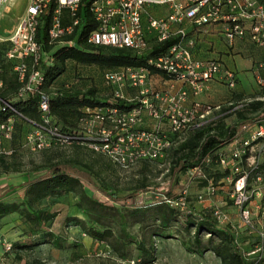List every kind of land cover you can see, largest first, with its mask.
I'll return each mask as SVG.
<instances>
[{"label": "built area", "instance_id": "2783aa9c", "mask_svg": "<svg viewBox=\"0 0 264 264\" xmlns=\"http://www.w3.org/2000/svg\"><path fill=\"white\" fill-rule=\"evenodd\" d=\"M11 0H0L2 6L8 8ZM81 0H28L27 7L12 34L0 42H7L5 57L17 61L14 71L21 86L15 99L27 97L30 93L39 95V111L43 126L31 132L27 140L34 150H42L51 146L50 141L73 142L87 141L89 148L107 155L122 154L129 151L130 155L152 157L155 154V143L158 145L164 138L159 123L166 122L170 133L180 140L187 131L204 123L206 114L212 108L200 102L187 103L190 95H199L208 89L209 84L217 78L225 80L230 88L236 86L235 72L218 59H202L197 56L196 45L203 35L209 33L213 26H219L229 47L238 43L250 42L264 48V0H92L90 11L97 22L86 40L97 46L127 47L143 52L149 46L150 39L164 41L171 37L176 41L168 50L149 64L164 71L171 78L154 76L145 67H122L108 70L104 74L106 85L114 89V96L121 99L140 102L139 107L129 112H121L117 108L107 110L86 108L90 118L85 128L64 135L58 128L51 125L49 115L50 95L43 89L45 76L41 65L48 61L37 41L38 27L44 17L49 16L50 26L48 38L50 43L75 45L73 40L62 41L63 37L74 32L79 25L77 12ZM150 5L166 6L165 15L155 16L148 11ZM68 19V23L66 20ZM26 59L30 63L25 62ZM262 65L259 64L258 68ZM258 82L263 85L264 79L257 75ZM164 84V89H156L155 81ZM154 83V84H153ZM2 82L0 81V89ZM136 92L134 97L126 95V90ZM0 108L16 112L10 102L0 99ZM155 121L153 129H143V112ZM99 125L95 130L94 126ZM11 119L0 125V143L2 138H10L12 132ZM135 142L150 145L147 150ZM170 145L168 140L163 142ZM228 152L219 155V165L227 168L231 175L232 204L238 209L241 221L249 229H254L253 214L249 202L253 193L260 194V189H250V181L263 184L264 169L260 158L264 152V123L260 120L245 121L239 124L236 134L229 144ZM153 148V149H152ZM2 152V149H0ZM136 158V156H135ZM133 158H130L132 161ZM209 159H205V162ZM170 165V164H169ZM255 171V172H254ZM254 172V178L251 173ZM189 182L203 174V165L194 166L186 172ZM187 187L183 188L176 199H165L172 205L188 207ZM215 185L210 182L199 195H213ZM264 197V192L263 195ZM212 215L220 224L226 223L227 215L219 210H211ZM264 215V212H261ZM258 241L247 253L260 260L264 256V226L257 230Z\"/></svg>", "mask_w": 264, "mask_h": 264}, {"label": "trees", "instance_id": "16d2710c", "mask_svg": "<svg viewBox=\"0 0 264 264\" xmlns=\"http://www.w3.org/2000/svg\"><path fill=\"white\" fill-rule=\"evenodd\" d=\"M91 1L81 0L77 12V17L80 20L79 25L75 27L72 34L62 39V41L73 40L75 45L49 42V16L44 17L37 31V41L43 54L48 57V61L42 63L41 68L45 76L43 89L50 95V124L57 127L59 132L64 135H72L73 132L82 130V126L90 118V114L85 111L86 108L100 110L117 108L121 112H129L140 105L136 99L128 100L115 97L113 88L111 97L102 99L97 95V88L94 86L82 89L74 85L58 83L59 78L66 72L68 63L73 62L84 66L94 65L104 70V74L108 70H116L122 67H145L154 76L165 79L171 78L164 71L150 65L148 61L166 52L176 41L174 37L164 41L151 38L148 48L140 53L127 47L97 46L88 43L87 34L97 26V22L90 11ZM68 22L70 21L67 19L66 23ZM220 37L223 38V35L220 34ZM205 42L210 41L205 40L197 43V56L202 59L211 58L223 62L220 58L221 55L212 58L202 52L201 48L204 46V50L207 51L214 48L213 45H207ZM4 44L5 46H3ZM0 46H3L4 57V61L0 63V81L2 82L0 99L10 102L16 110L13 112L9 109L0 108V125L11 119L13 127L14 119H18L29 127L26 131L27 138L36 128L44 125L39 111V95L30 93L25 98L15 99L21 86L14 71L17 61L8 60L5 57L7 42H0ZM25 62L30 63V60L26 59ZM237 84L238 77L236 75V86ZM236 86L231 89H235ZM240 96L241 93H237L234 98ZM241 111L243 108L233 111H230L229 108H223L211 119L191 127L184 139L180 140L173 150L168 168L169 173L174 176L177 173H186L188 169L201 163L203 171L215 163L219 165V155L222 152H228L226 148L232 142L239 124L251 120L243 117L236 122L226 123V119L233 114L241 116ZM12 138L13 128L11 138L3 137L0 143V149H2L0 152V170L4 173L23 171L20 164L9 162V156L5 155V142ZM50 143L52 145L58 142L51 140ZM84 144L87 145V141ZM87 147L91 152L103 155V153L89 148L88 145ZM207 158L209 161L205 162ZM261 168L264 169V164L261 165ZM40 170H43L42 173L39 172ZM254 172L251 173V178H254ZM96 175L90 164L73 157L59 159L54 156H45L43 162L35 165L34 172H28L26 179L19 185L23 190L21 200H6L10 190H16L15 186L6 191H2L3 189L0 188V220L7 215L17 213L31 228L33 235H38V239L31 245L51 244L55 248L62 249L64 246L61 237L51 231L56 212L41 208L39 204L42 200L62 197L73 192L78 197L76 206L86 217V219L73 217L71 219L73 224L79 226L92 239L105 243L112 254L118 258L127 257L131 243L136 244L142 252L149 253L145 244L149 243L152 246L154 237L170 238L176 236L187 251L200 256L206 251H211L219 258L221 264H258L264 261V256L260 260L254 256L247 257L246 254L255 247L257 242L250 251L242 252L231 225L228 223L220 224L212 215L211 210L198 211L189 205L182 208L163 200L141 207L107 205L92 194L89 186L100 191L110 201L116 202L121 198L117 192H112L108 187H99L95 181ZM222 176L217 175L215 180ZM205 180L209 181L207 178ZM147 189V185L142 184L134 190L133 195ZM134 224H138V229L141 232L140 238L129 229ZM206 235L208 236L205 239ZM16 246L25 248L30 244ZM153 260L151 257L149 262Z\"/></svg>", "mask_w": 264, "mask_h": 264}, {"label": "rangeland", "instance_id": "374dc122", "mask_svg": "<svg viewBox=\"0 0 264 264\" xmlns=\"http://www.w3.org/2000/svg\"><path fill=\"white\" fill-rule=\"evenodd\" d=\"M27 4L28 0H11L8 3V8L1 7L0 36L7 38L12 34ZM167 9L166 6L162 5L148 6V11L155 16L165 15ZM199 41L204 42L203 38ZM210 43L208 42V44ZM238 44L229 47L226 41L221 39L223 49L231 50L234 48V51L231 52L235 56L233 59L241 64L242 69H250V66L253 65L258 68L261 64L262 67L258 68L257 75L264 79V48L255 46L250 42ZM2 47L0 48V63L4 61ZM213 49L218 50V47ZM220 58L226 67L230 68L229 59L223 58L222 55ZM257 75H251L247 90L241 91V96L236 98H233V92L225 80L217 79V88L202 93L206 100L201 104L204 107L210 106L212 108L206 114L204 121L217 115L223 108H229L230 111L243 108V111L240 112L241 116L233 114L226 119V123L236 122L243 117L251 119L249 121L262 120L264 123V83L262 85L258 82ZM57 82L74 85L82 89L94 86L97 88V95L102 99H108L112 93V88L104 82V70L94 65L84 66L73 62L68 63L66 72ZM155 82L156 84H153L156 89L165 88L161 81L156 80ZM126 94L131 97L135 96L136 92L127 89ZM136 101L138 100L136 99ZM142 116L144 118L142 128L153 129L155 121L146 111L143 112ZM13 124V138L5 142L4 151L5 155L9 156L8 161L20 164L23 171L4 173L0 170V184L2 185L0 188L16 187V190H10L6 197L8 201L21 200L23 190L19 185L26 179L28 172H34L35 165L43 162L45 156H54L59 159L73 157L93 167L95 174H97L95 181L99 187L106 186L112 192L118 193L121 200L113 202L100 191L89 186L92 194L107 205L141 207L150 203L155 204L162 200L166 201L167 198L176 199L180 196L183 188L187 187V201L191 208L198 211L219 209L227 215L228 219L224 225L227 223L231 225L242 252L250 251L258 241L257 230L264 226V215L261 214L262 209H264L263 184L250 181V189H260V194L253 193L249 202L254 223V229H249L242 223L238 209L232 204L230 198L232 175L227 168L214 162L213 166L203 171L205 178L209 181H206L203 176H199L189 182L186 173H177L175 176L169 173L168 168L173 150L181 138L170 133L169 125L166 122L159 123L164 138L159 145L154 144L157 148H154L155 154L150 151L152 157L135 155V153L131 156L130 150L122 154H113L114 157L104 153L99 155L91 152L81 140L53 143L51 146L37 151L32 148L26 138L28 125L18 119H14ZM84 126L85 124L82 126V130L85 128ZM94 129L98 130L99 125H95ZM165 140H168L170 145L163 144ZM138 143L140 142H135L134 146L135 144L137 146ZM138 146L146 150L150 148V145L143 142ZM230 147L228 146L226 149L229 150ZM131 157L133 158L132 161H130ZM260 163L261 165L264 164V152L261 155ZM42 171L39 172L42 173ZM217 175L223 176L215 180ZM210 182L215 185L214 194L199 199V195ZM142 184H146L148 189L133 195L134 190ZM129 195L133 196L128 197ZM77 201V195L70 192L62 197L42 200L39 204L41 208L56 212L51 231L61 237L64 246L62 249L55 248L51 244L31 245L38 239V235H33L31 228L17 213L2 218L0 220V264H221L219 258L211 251H206L202 256L187 251L176 236L170 238L154 237L152 246L149 243L145 244L149 253L142 252L136 244L131 243L127 257L118 258L112 254L105 243L92 239L79 226L73 224V220H71L73 217L86 219L76 206ZM129 229L138 238L141 237L138 224H134ZM25 244H30V246H25V248L16 246ZM151 257L154 260L149 262ZM258 264H264V261Z\"/></svg>", "mask_w": 264, "mask_h": 264}, {"label": "crops", "instance_id": "0c3cea01", "mask_svg": "<svg viewBox=\"0 0 264 264\" xmlns=\"http://www.w3.org/2000/svg\"><path fill=\"white\" fill-rule=\"evenodd\" d=\"M219 30H220L219 26L215 25V26L212 27V29H210L209 33H206V34L203 35V41L209 40L211 42L210 44L213 45L214 48L218 47V50L213 49L212 51L211 50L207 51V50H204L205 46L202 47L201 49L203 50L202 52H204L205 55L208 54L209 57L213 58V57H216L218 55H222L223 58H228L229 59V62H231V66L228 65L230 67L229 69L233 70L236 73L237 77H238V84H237L236 88L235 89H231V91L234 93L233 94V98H234L235 94H237V93L240 94L241 91L247 90V86L250 83L251 75L252 74L257 75L258 68H257L256 65H253V66H250V69H242L241 68V64H239L235 59H233V57H235V56L231 52L234 51L233 50L234 48L231 49V50L223 49V47L221 45V39L222 38L220 37V33L218 32ZM242 44L243 43H239L238 45H242ZM207 45H208V42H207ZM225 67H226V65H225ZM243 70L245 72H242ZM216 80L212 81L209 84L207 90L215 89V88L218 87L217 84H216ZM213 96H216V95H213ZM213 96H212V98H213ZM205 100H206V97H204L203 94L194 95V96L190 95L188 97V99H187V103L191 104L194 101H198V102L201 103V102H204ZM0 186H2V185L0 184ZM6 189H3L2 191L6 190Z\"/></svg>", "mask_w": 264, "mask_h": 264}]
</instances>
